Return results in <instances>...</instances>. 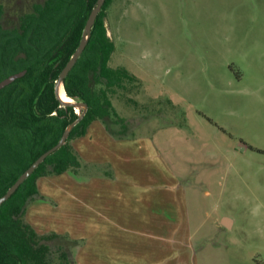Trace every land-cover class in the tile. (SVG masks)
I'll use <instances>...</instances> for the list:
<instances>
[{
  "label": "rangeland",
  "instance_id": "obj_1",
  "mask_svg": "<svg viewBox=\"0 0 264 264\" xmlns=\"http://www.w3.org/2000/svg\"><path fill=\"white\" fill-rule=\"evenodd\" d=\"M39 1L0 0L5 26ZM106 25L115 44L109 65L138 79L112 96L123 119L113 129L123 123L125 136L142 139L118 150L121 213L107 214L110 221L92 213L83 248L86 207L66 192H79L73 175H86L67 171L39 179L44 198L30 204L28 221L41 234H74V264H97L87 258L99 254L264 264V0H112ZM90 126L107 130L100 120ZM67 211L77 212L73 222Z\"/></svg>",
  "mask_w": 264,
  "mask_h": 264
},
{
  "label": "trees",
  "instance_id": "obj_2",
  "mask_svg": "<svg viewBox=\"0 0 264 264\" xmlns=\"http://www.w3.org/2000/svg\"><path fill=\"white\" fill-rule=\"evenodd\" d=\"M97 0H42L5 26L0 4V81L13 73L26 74L0 89V197L41 154L60 140L78 114L62 106L55 82L77 49L87 18ZM106 0L83 53L64 81L69 97L89 108L66 143L49 155L0 206V264H74L72 249L79 242L55 231L41 234L28 221L30 204L44 198L41 177L67 171L79 173L81 156L72 141L85 136L90 125L102 121L113 136L124 137L127 126L115 131L118 116L112 96L125 83L138 79L123 67H111L115 44L108 34Z\"/></svg>",
  "mask_w": 264,
  "mask_h": 264
},
{
  "label": "crops",
  "instance_id": "obj_3",
  "mask_svg": "<svg viewBox=\"0 0 264 264\" xmlns=\"http://www.w3.org/2000/svg\"><path fill=\"white\" fill-rule=\"evenodd\" d=\"M97 137H101L96 140ZM102 138L111 141L112 143L110 145L102 144L101 140ZM82 142V148L80 151L81 155V161H82V167L79 169L81 172L82 170L84 172H81L83 178H77L73 175V185L81 186V190L79 192H74L71 190H68L66 194L72 198L75 199V197H78L79 202L84 205L83 207H86L83 210V224H82V232L84 231L87 221L91 219L92 213L98 216V221L100 219L109 220L107 218L108 215H119L121 213L120 208L118 207V202L116 200V186L119 183V180H121L122 177V165L118 161V150L125 147H130L133 144H138L139 140L138 138H128L127 136L124 137H115L112 134L109 133L108 130H101V129H92L91 126L88 129V132L85 136L81 138H77L73 140L74 147L76 146L77 150L78 146L75 143V141L80 140ZM106 150H105V149ZM137 149L138 146H135ZM148 148V147H147ZM151 150L154 151V145L152 144L149 146ZM79 152V151H78ZM106 152L110 157L104 156L102 153ZM152 152H149V157L152 158ZM92 164L97 165L98 170L94 173H91L90 167ZM87 171V172H85ZM79 172V173H80ZM67 173V172H65ZM74 173V172H73ZM85 173V174H84ZM87 173V174H86ZM39 182V180H38ZM76 185H75V184ZM95 186V187H94ZM102 186L108 187L110 191H113V193H107L106 191H99L98 188H101ZM114 188V189H113ZM113 189V190H112ZM40 190V189H39ZM108 191V190H107ZM152 201L145 202L146 205L145 208L150 207ZM149 204V206H148ZM85 211H87L88 219H85ZM90 214H89V213ZM70 213L72 215H75L77 212H70L67 211V218L69 217V220L74 221L73 217L68 216ZM113 213V214H112ZM146 213L148 216L153 217L154 213L150 210H147ZM162 215H157V223L160 224V226L168 229L169 226V218H164ZM82 217V216H81ZM111 217V216H110ZM224 219H227L228 224H224L222 221V224L226 227H232L234 225V221H232L230 218L225 217ZM110 221V220H109ZM151 223L152 220L150 219ZM153 225V224H151ZM159 226V225H158ZM67 230V229H66ZM71 229L67 230L69 234H71ZM72 236V235H71ZM74 237V234H73ZM72 237V238H73ZM74 239V238H73ZM81 239L87 240L88 242L83 245V248L89 246V239L90 237H86L84 232L81 235ZM99 247L100 244H99ZM100 253V252H99ZM88 263H96L97 264H168L169 260L168 257L166 258H149L147 255H140V256H129V257H118L116 256H106L99 254L94 259L87 258ZM182 259H179L176 261L177 264H184Z\"/></svg>",
  "mask_w": 264,
  "mask_h": 264
},
{
  "label": "water",
  "instance_id": "obj_4",
  "mask_svg": "<svg viewBox=\"0 0 264 264\" xmlns=\"http://www.w3.org/2000/svg\"><path fill=\"white\" fill-rule=\"evenodd\" d=\"M105 1L106 0H97L96 1L95 5L93 6V8H92V10H91V12L87 18V21H86V24H85V27L83 30L82 38H81V41H80L77 49L75 50L73 55L70 57V59L67 61L66 65L61 70V72H60V74H59V76L55 82V93H56L57 98L60 100L61 105L62 106H72V107H74V109L76 111L78 109L77 118L67 125V127L65 128V130H64L60 140L58 141V143L56 145H54L53 147H51L50 149H48L47 151H45L43 154H41L35 161H33L31 163V165L12 184V186L7 190V192L0 197V206L7 199H9L12 196V194L19 188V186L36 170V168L49 155L56 152L60 147H62L66 143V141H67L71 131L73 130V128L84 118L86 112L88 111L89 106L85 101L80 100V99H74V98H71L67 95L66 90L64 88V81H65L67 75L69 74V72L74 67V65L77 62V60L79 59V57L81 56V54L83 53L85 47L87 46L88 41L90 39V36L92 34V28L96 22V19L99 15L100 11L102 10V8L105 4ZM25 74H26V70H22L20 72L13 73V74L9 75L8 77H6L2 81H0V89L9 85L14 80L24 76ZM61 87H63V90H64L66 96L69 97L68 100H65L62 98ZM223 223L228 224L227 219H223Z\"/></svg>",
  "mask_w": 264,
  "mask_h": 264
},
{
  "label": "bare ground",
  "instance_id": "obj_5",
  "mask_svg": "<svg viewBox=\"0 0 264 264\" xmlns=\"http://www.w3.org/2000/svg\"><path fill=\"white\" fill-rule=\"evenodd\" d=\"M61 96H62V98L65 99V100H68V99H69V97L66 96V94H65V92H64V90H63V87H61Z\"/></svg>",
  "mask_w": 264,
  "mask_h": 264
},
{
  "label": "flooded vegetation",
  "instance_id": "obj_6",
  "mask_svg": "<svg viewBox=\"0 0 264 264\" xmlns=\"http://www.w3.org/2000/svg\"><path fill=\"white\" fill-rule=\"evenodd\" d=\"M63 69V68H62ZM68 76V75H67ZM76 111V110H75ZM76 113H77V111H76ZM87 113V112H86Z\"/></svg>",
  "mask_w": 264,
  "mask_h": 264
}]
</instances>
